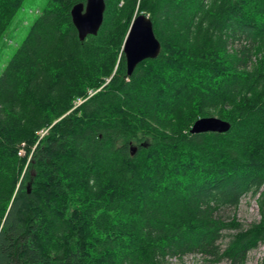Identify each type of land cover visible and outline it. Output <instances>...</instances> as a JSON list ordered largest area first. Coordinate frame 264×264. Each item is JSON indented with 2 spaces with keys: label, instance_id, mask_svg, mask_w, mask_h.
<instances>
[{
  "label": "trees",
  "instance_id": "obj_1",
  "mask_svg": "<svg viewBox=\"0 0 264 264\" xmlns=\"http://www.w3.org/2000/svg\"><path fill=\"white\" fill-rule=\"evenodd\" d=\"M24 2L0 0V40ZM85 2L48 0L0 74V264H245L264 247V0H104L81 42ZM140 13L160 51L128 76ZM208 117L230 129L190 133ZM247 195L241 229L220 212Z\"/></svg>",
  "mask_w": 264,
  "mask_h": 264
},
{
  "label": "water",
  "instance_id": "obj_2",
  "mask_svg": "<svg viewBox=\"0 0 264 264\" xmlns=\"http://www.w3.org/2000/svg\"><path fill=\"white\" fill-rule=\"evenodd\" d=\"M105 12L104 0H86L85 4H76L70 11L72 24L78 39L83 42L87 36H96ZM160 43L156 39L153 26L148 16L140 13L131 22L123 44V54L127 75L130 76L136 66L144 60L157 58ZM230 129V124L216 117L198 119L190 129L191 134H223ZM30 192V186H27Z\"/></svg>",
  "mask_w": 264,
  "mask_h": 264
},
{
  "label": "rangeland",
  "instance_id": "obj_3",
  "mask_svg": "<svg viewBox=\"0 0 264 264\" xmlns=\"http://www.w3.org/2000/svg\"><path fill=\"white\" fill-rule=\"evenodd\" d=\"M48 0H25L23 7L18 11L12 21L7 33L0 40V74L6 63L11 58L13 52L23 41L28 29L39 15V12L46 6ZM257 197L247 195L240 200L237 208L224 210L220 215L226 220H233L241 229L248 228L251 224L257 223L260 219ZM236 231L229 230L223 232V238L219 242L221 250H223L230 236ZM264 257V247L250 251L246 256L245 264H262ZM172 264H230L226 259L220 261H209L201 255H187L182 259L171 260Z\"/></svg>",
  "mask_w": 264,
  "mask_h": 264
}]
</instances>
